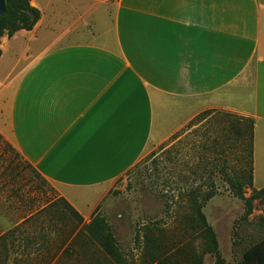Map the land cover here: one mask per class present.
Segmentation results:
<instances>
[{"label":"crops","instance_id":"crops-1","mask_svg":"<svg viewBox=\"0 0 264 264\" xmlns=\"http://www.w3.org/2000/svg\"><path fill=\"white\" fill-rule=\"evenodd\" d=\"M30 4L33 30L0 39V137L77 212L85 193L96 210L151 139L175 132L178 102L198 99L190 113L254 121L264 188V0Z\"/></svg>","mask_w":264,"mask_h":264},{"label":"rangeland","instance_id":"rangeland-1","mask_svg":"<svg viewBox=\"0 0 264 264\" xmlns=\"http://www.w3.org/2000/svg\"><path fill=\"white\" fill-rule=\"evenodd\" d=\"M200 100L191 101L187 106L185 102H178L175 132L168 138L151 139L142 157L105 190L106 195L96 210L86 209L90 193L80 197L79 211L85 214L83 217L80 213L83 217L80 225L69 219L66 220L69 223L63 224L59 214L41 213L37 221L30 220L22 226L32 212L61 197L55 186L1 138L0 235L21 226L22 240L17 245L24 247V239L34 240L27 245L30 255L11 252L7 264H112L95 246L82 248L77 244L64 253L95 212L107 219L127 264H191V253H203L204 242L188 222L187 196L193 190L205 193L210 190L209 186H214L216 196L206 204L203 212L217 236L224 263L241 264L246 250L256 244L264 245V192L259 193L264 188L244 184V201L225 181L221 166H209L204 173V170L195 169L201 160L193 152L191 142L198 140L190 139L188 134L198 130L199 125L189 131L186 127L204 112L220 111L193 110L190 113V108ZM211 172L212 181H207V173ZM201 174L203 181L199 180ZM246 201L252 208L247 217ZM42 235L49 239L48 245L43 246ZM148 236L156 240L163 254L157 263H152L149 255ZM203 264H216V257L206 253Z\"/></svg>","mask_w":264,"mask_h":264},{"label":"trees","instance_id":"trees-1","mask_svg":"<svg viewBox=\"0 0 264 264\" xmlns=\"http://www.w3.org/2000/svg\"><path fill=\"white\" fill-rule=\"evenodd\" d=\"M30 2L31 0H9L7 13L0 17V39L5 34L11 38L18 31L33 30L41 18V13L36 8H33ZM197 125H199V129L190 131L188 134L190 139L197 138L198 140L197 142H191L193 152L201 160V164L194 166L195 169L204 170V173L205 171L208 172L209 166L214 168L221 166V172L231 190L238 198L245 201L242 187L244 184L253 185L254 121L249 118L237 117L230 113L207 111L191 122L186 127V130H192V127ZM203 166L204 168H202ZM193 174L196 175L197 172L193 171ZM207 174L208 176L205 179L212 181L213 177H210L212 172ZM199 176V180L203 181L204 176L202 174ZM209 188L210 190L205 193H198V191L193 190L187 196V204L189 206L188 222H190L193 230L199 233L204 242L203 253H191V264H203V258L206 253L216 257V264H225L219 252L217 236L207 222L203 212L206 204L216 196L214 186H209ZM261 192H264V189L259 193ZM60 205L61 207H59ZM246 206L245 216L247 217L252 211L251 203L246 201ZM41 213L43 215L45 213L47 215L52 213L53 215L59 214V219L64 221L63 224L69 223V220L77 225L83 223L81 214L64 198H58L52 199L44 208L32 212L24 220L22 226L30 220L37 221ZM64 218L65 220H63ZM67 219L69 220L66 222ZM74 228L72 232L76 230ZM21 229V226L12 228L0 235V264H7L10 260L11 252L14 254L20 253L22 256L30 255V252L27 251V245L34 240L24 239V243H26L24 247L17 245L22 240L20 239L21 233H19ZM41 237H43V246L50 243L49 239L44 235ZM148 238L150 240L148 245L149 255L152 257V263H157L163 254H160V246L155 244L156 240L153 241L149 236ZM77 244L82 248L95 246L96 251L101 252V255L112 264H127V260L120 251L107 219L101 216L99 212L93 214L89 224L83 226L64 253H68L69 249ZM21 248L23 250L19 252ZM241 264H264V245L256 244L246 250Z\"/></svg>","mask_w":264,"mask_h":264},{"label":"water","instance_id":"water-1","mask_svg":"<svg viewBox=\"0 0 264 264\" xmlns=\"http://www.w3.org/2000/svg\"><path fill=\"white\" fill-rule=\"evenodd\" d=\"M9 9V0H0V17L4 16Z\"/></svg>","mask_w":264,"mask_h":264}]
</instances>
